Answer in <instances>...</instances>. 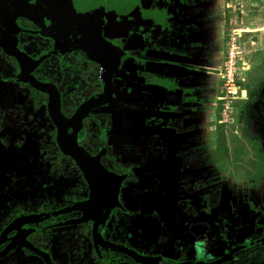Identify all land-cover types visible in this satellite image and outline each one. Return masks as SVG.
I'll list each match as a JSON object with an SVG mask.
<instances>
[{
  "label": "flooded vegetation",
  "instance_id": "obj_1",
  "mask_svg": "<svg viewBox=\"0 0 264 264\" xmlns=\"http://www.w3.org/2000/svg\"><path fill=\"white\" fill-rule=\"evenodd\" d=\"M226 1L235 7L249 2ZM126 2L0 0V44L14 43L30 76L60 100L61 115L60 122L53 117L51 94L27 81L18 59L0 46V261L22 252L39 264H264V212L254 202L250 210L258 216L252 229L230 243L221 187L211 191L193 177L168 189L114 151L110 103L123 64L120 51L133 53L136 19L132 4L123 7ZM58 8L64 9L69 32ZM118 17L128 23L126 37L116 32ZM241 58L240 92L229 102L225 122L247 106L261 107V128L247 118L255 145L240 175L258 188L264 176V79L254 96H244ZM222 87L220 75L219 109ZM92 102L75 128L71 119ZM71 141L107 172L99 192L87 181ZM215 221L217 232L211 230ZM230 236L238 238L236 232ZM166 244L173 246L166 250ZM65 253L66 263L60 259Z\"/></svg>",
  "mask_w": 264,
  "mask_h": 264
},
{
  "label": "crops",
  "instance_id": "obj_2",
  "mask_svg": "<svg viewBox=\"0 0 264 264\" xmlns=\"http://www.w3.org/2000/svg\"><path fill=\"white\" fill-rule=\"evenodd\" d=\"M120 1H127L123 7L133 5L136 19L130 36L133 53L120 51L123 64L110 103L114 151L137 173L168 189L193 177L211 191L221 187L220 212L228 221L229 241L245 239L258 216L250 204L264 212V176L258 188L240 180L255 145L247 118L260 127L261 107L247 106L229 123L216 97L228 33L237 34L243 57L248 88L242 94L257 93L258 78L264 79V6L244 1L231 13L232 2L226 0ZM62 21L69 32L67 20ZM116 22L118 35L128 36L125 18ZM220 177L223 182L214 184ZM218 223H212V231H219ZM235 232L238 238L230 236ZM0 264L39 262L17 252Z\"/></svg>",
  "mask_w": 264,
  "mask_h": 264
},
{
  "label": "water",
  "instance_id": "obj_3",
  "mask_svg": "<svg viewBox=\"0 0 264 264\" xmlns=\"http://www.w3.org/2000/svg\"><path fill=\"white\" fill-rule=\"evenodd\" d=\"M0 46L8 53L9 55L14 56L21 64V74L29 81L31 84L36 86L37 88L49 92L52 96V113L53 117L58 119L60 122L61 115L59 113L58 107L60 105V100L58 97L54 94L53 90L50 87H44L42 84L36 82L31 76H30V70L27 65L26 57L21 55L14 47L13 42H5L4 44H0ZM105 99L109 97V91L107 90L105 93ZM94 102L88 103L85 106H83L79 113L77 114L76 118L71 119V124L76 125L80 122L82 115L89 109ZM67 124V123H66ZM63 125V126H62ZM61 128H64L65 124L60 123ZM71 149L75 152V157L77 158L78 162L80 163L82 170L85 174V177L87 181L89 182L92 189H95L97 192H99L102 187H104L105 184V178L107 177V172L101 170L99 163L97 160L90 159L85 156V154L80 151L76 144L71 141Z\"/></svg>",
  "mask_w": 264,
  "mask_h": 264
},
{
  "label": "built area",
  "instance_id": "obj_4",
  "mask_svg": "<svg viewBox=\"0 0 264 264\" xmlns=\"http://www.w3.org/2000/svg\"><path fill=\"white\" fill-rule=\"evenodd\" d=\"M242 58L238 46V38L236 33H231L227 39L226 54L221 72L222 89L224 97L223 112L227 113L229 102L235 99L239 92V83L242 75L241 68Z\"/></svg>",
  "mask_w": 264,
  "mask_h": 264
},
{
  "label": "rangeland",
  "instance_id": "obj_5",
  "mask_svg": "<svg viewBox=\"0 0 264 264\" xmlns=\"http://www.w3.org/2000/svg\"><path fill=\"white\" fill-rule=\"evenodd\" d=\"M261 1H262V0H249L248 3H249V4H253V3H256V4H257V3H259V4H261V5H264L263 1H262V2H261ZM250 2H251V3H250ZM230 5H231L232 7L228 8L227 10H230L231 13H233V12H234L233 10H234V8H235V7H234V4H233V3H232V4L230 3ZM231 13H230V14H231ZM53 32H56V31H53ZM258 80H259V83H258V84L260 85V81H262V80H260V78H258ZM262 88L264 89V84H263V86H261V89H262ZM0 97H1V96H0ZM0 99H2V98H0ZM237 105H238V106H240V105L242 106V103H238V102H237ZM250 133H251V132H250ZM250 136H251V135H250ZM241 164H243V162H242ZM166 245H167L166 250H169V249L173 246L172 244H171V245L166 244ZM61 254H62V253H61ZM60 259H61L62 262H65V263H66V262L69 260V253H65V255L60 256ZM243 262H244V261H241V262L238 263V262L236 261V264H241V263H243ZM230 264H231V263H230Z\"/></svg>",
  "mask_w": 264,
  "mask_h": 264
}]
</instances>
